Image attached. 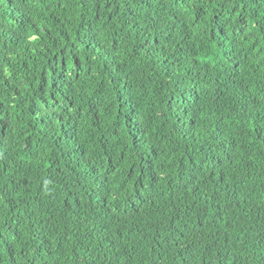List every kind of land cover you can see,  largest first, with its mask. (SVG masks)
<instances>
[{
    "label": "trees",
    "instance_id": "obj_1",
    "mask_svg": "<svg viewBox=\"0 0 264 264\" xmlns=\"http://www.w3.org/2000/svg\"><path fill=\"white\" fill-rule=\"evenodd\" d=\"M0 264H264V0H0Z\"/></svg>",
    "mask_w": 264,
    "mask_h": 264
}]
</instances>
